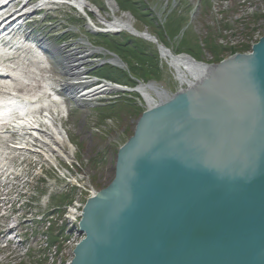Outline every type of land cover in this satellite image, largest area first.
Instances as JSON below:
<instances>
[{
  "label": "water",
  "instance_id": "95a60500",
  "mask_svg": "<svg viewBox=\"0 0 264 264\" xmlns=\"http://www.w3.org/2000/svg\"><path fill=\"white\" fill-rule=\"evenodd\" d=\"M126 33L206 72L171 95L144 85L162 100L142 99L110 183L82 208L70 264H264V37L205 65Z\"/></svg>",
  "mask_w": 264,
  "mask_h": 264
},
{
  "label": "rangeland",
  "instance_id": "374dc122",
  "mask_svg": "<svg viewBox=\"0 0 264 264\" xmlns=\"http://www.w3.org/2000/svg\"><path fill=\"white\" fill-rule=\"evenodd\" d=\"M41 1L17 0L12 3L11 8L5 10V15L20 11L21 8H34L36 11L23 20L20 28L12 35V43L7 47L16 52V59L12 61L18 70L17 76L14 80L1 77L0 85L9 82L20 95L24 94L25 85H29L26 88L32 91L30 94L41 93L46 85L45 76H51L57 82L64 81L66 77L57 61L68 53H78L76 57L82 55V59L88 64L96 58L101 61L103 56L108 59L110 56L104 54L107 50H103V47V51L94 52L101 43L96 36L102 34L113 39L119 36V39H123L121 43L127 39L140 41L141 50L152 57L156 56L160 79L157 82H142L143 85L153 82L168 95L186 88L176 80L175 72L168 63L159 57L155 45L126 32L117 35L99 32L106 31L105 26L100 23L102 19H113L105 0H85L97 10L100 19L89 14L87 9L86 17L65 4H50L39 10ZM112 1L115 16L120 18L123 14H128L135 31H146L174 56L186 55L205 65H216L234 55L249 53L251 47L264 37V0H133L143 1L146 13L149 12L152 16L153 26L159 30L146 27L142 21L139 22V19L123 11L119 0ZM177 17L184 22L174 35L171 20ZM208 41L216 45L215 55L210 54L204 46ZM42 43L50 44L59 51L53 54L46 48L39 50L42 51L43 58L36 63L32 50L36 48L34 45L38 47ZM93 46L95 49H92ZM243 46H247L249 50L244 53L227 51ZM91 52L94 54L87 55ZM0 59L3 66L11 61H7L3 54H0ZM89 68L85 67V70ZM103 70L114 75L119 73L118 68L109 65ZM134 86L135 84L128 88L133 89ZM149 94L158 103L157 98L151 92ZM58 97L67 108L66 117L60 122L73 147L72 161L46 164L44 157L35 153V148L29 151L14 150L10 155L0 153V173L12 171L15 174V179H11V176L3 179L0 176V264H70L74 243L82 238L79 237L77 226L69 228L65 221L66 208L71 207L75 199L83 208L88 199V185L94 192H98L110 183L116 153L132 136L139 117V114L127 113L119 105L128 102L127 104L141 109L142 113L147 108L136 92L101 94L90 102L93 107L75 103L61 93H58ZM32 104L34 109L35 106H41L34 102ZM104 107H113L117 114L105 117L108 115L102 114L99 109ZM59 108L54 101L48 102V109L55 111L60 110ZM34 109L32 113L38 112L34 114L37 116L46 112L42 108ZM6 136L9 138L7 142L3 143L0 139V150L3 144L16 145V134ZM74 182L84 188L78 191ZM72 189L73 198L68 204L65 198ZM61 230L62 236H59ZM57 236L60 238L56 239Z\"/></svg>",
  "mask_w": 264,
  "mask_h": 264
},
{
  "label": "bare ground",
  "instance_id": "6f19581e",
  "mask_svg": "<svg viewBox=\"0 0 264 264\" xmlns=\"http://www.w3.org/2000/svg\"><path fill=\"white\" fill-rule=\"evenodd\" d=\"M14 1L17 0H0V54H3L7 61L11 60L6 66H3L0 63V71L3 70L0 73V78L5 76L6 79L10 80L16 78L18 70L15 67V62L12 61L13 59H16V52L10 51L11 48L7 47L12 43V35L20 28L21 21L33 11H36L34 8H21L20 11L6 16L4 14L5 10L8 7L11 8ZM105 1L107 8L111 11L113 19L111 21L102 19L100 23L112 33L129 31V28H132L130 19L125 16L120 18L116 17L113 1ZM39 4L41 5L38 6L39 10L50 4H65L74 8L78 13H85L87 9L91 11L95 17L100 19L97 10L84 0H42ZM124 17L126 20H124ZM34 47L37 48H33L32 50L35 54L34 57L36 63L42 61L43 58L42 51H39L41 47L49 49L51 53H57L59 51V49L54 48L50 44L46 45L44 43H42L40 47H37L36 45H34ZM67 55V57L64 56L57 61L58 66L63 69L62 74L66 79L62 82H57L53 80L51 76H45L46 85L44 91L41 93L30 94L32 91L26 88L29 85H25L23 87L24 94L20 95L17 92L18 90L13 87L11 83L8 82V84L0 85V139L5 143L7 142V139H9L6 135H17L15 138L16 145L10 146L3 144L1 145L2 150L7 151L0 150V153L10 155L14 150L29 151L30 149L35 148V153L44 157L45 163L49 165H56L57 161L70 162L73 160V147L69 143L60 122L61 119L66 117L67 108L64 107L63 102L58 97V93H62L65 97H68L75 103H85L90 105V102L98 98L101 94H106L118 89H112L105 85L104 82H101V87L92 90L82 89V84H84V82L82 81V78L79 79V77L83 75L80 66L82 68L84 62L81 60L78 62L76 54L68 53ZM161 59L166 61V63H168V65L174 70L176 80L180 85H193L195 80L198 81L206 72L204 66L193 64L185 58L166 57L165 55H162ZM95 68L97 67L95 66ZM116 87H119V85H116ZM135 92L143 98L148 106L151 107L157 104L155 99L149 95V92L142 88L125 90L124 94ZM155 93L157 94V98L162 100L161 93L159 91H155ZM48 98H50V100H47ZM36 100L37 102H35ZM53 101L59 105L60 110L54 111L48 109V102ZM30 102L31 104L34 102V104L41 106H35L34 109ZM24 104L26 106H24ZM41 108L46 111L42 116L34 115L38 112H35L34 114L32 113L33 109L39 110ZM8 142L12 143L10 140ZM0 176L3 177V179L8 176H11V179H15V174L12 171L7 173L2 172L0 173ZM74 183L76 184L78 191L84 188V186L80 184L78 185L77 182ZM87 189L88 199L97 193L94 192L92 188H89V185ZM66 209L65 221L68 223L69 228L76 226L81 214L82 205H80L75 199L72 202L71 207H67ZM79 237L83 239L82 235H79ZM80 241L74 243L75 245L73 246V249L80 243Z\"/></svg>",
  "mask_w": 264,
  "mask_h": 264
},
{
  "label": "trees",
  "instance_id": "16d2710c",
  "mask_svg": "<svg viewBox=\"0 0 264 264\" xmlns=\"http://www.w3.org/2000/svg\"><path fill=\"white\" fill-rule=\"evenodd\" d=\"M144 1V0H143ZM142 1V2H143ZM141 1L134 2L133 0L130 2V0H119V6L120 8L128 12L131 16H133L135 19H139V22L142 21V23L146 27H151L152 29L159 30L158 27L153 26V20H151L152 16L150 13H146V8L142 4ZM173 22V33L176 35L178 33V30L181 27V24L184 22V20L180 17H177L174 20H171ZM155 23V22H154ZM152 25V26H151ZM97 40H100L101 43H99L100 47H103L105 50H107L110 53L115 54L123 64L126 65L127 67V72L119 70L117 75L105 72L103 70L105 67L104 66L100 69L95 70L92 75L109 81L111 83L121 85V86H126V87H132L133 84L136 81H142V82H148V81H155L157 82L160 79V74L156 62V56L152 57L150 54H148L146 51L141 50L139 47V44H141L140 41L135 42L134 40H125V42L121 43V39H119V36L114 37H108L104 35H97L96 36ZM98 45V46H99ZM207 49V51L215 55V51L217 50L216 45L212 43L211 41L205 42L204 45ZM227 49L229 53H244L247 52L249 49L247 46L240 47L239 49ZM192 57V56H191ZM194 58V57H193ZM198 57L194 58L197 59ZM126 103H121L119 106L126 109L127 113H133L138 115L140 117V114H142V110L134 107L132 105H129ZM101 110L102 114L108 115L105 117H111L116 115L115 113L116 109L113 107H104V108H99ZM119 110V109H118ZM115 111V112H114ZM138 117V118H139ZM132 135V134H131ZM74 194V189L70 191V195L65 198L67 200L68 204L72 201V196ZM66 202V203H67ZM62 230L59 233V236H62ZM57 236L56 239H59L60 237Z\"/></svg>",
  "mask_w": 264,
  "mask_h": 264
}]
</instances>
